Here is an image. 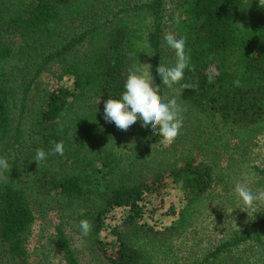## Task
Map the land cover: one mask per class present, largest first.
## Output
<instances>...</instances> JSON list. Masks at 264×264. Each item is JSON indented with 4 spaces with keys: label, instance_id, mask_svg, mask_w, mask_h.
Returning a JSON list of instances; mask_svg holds the SVG:
<instances>
[{
    "label": "trees",
    "instance_id": "16d2710c",
    "mask_svg": "<svg viewBox=\"0 0 264 264\" xmlns=\"http://www.w3.org/2000/svg\"><path fill=\"white\" fill-rule=\"evenodd\" d=\"M166 2L0 0V157L8 160L11 171L32 170L38 167L32 161L36 149L51 153L54 143L62 142L63 155L49 154L41 171L49 172L47 164L60 160V166L66 165L65 174L51 173L44 180L52 191L74 202L76 209L92 203L84 218L91 219L90 229L109 264L147 261L145 251L133 242L134 236L152 230L141 224L140 203L153 201L157 208L163 207L165 200L160 197L169 198L170 178L182 182L187 204L203 198L216 180L206 147L188 151L181 163L164 158L155 169L153 152L148 147L139 151V147L160 142L159 135L148 132L141 122L124 131L104 119L105 101L120 97L129 71L140 69L147 57L153 86L164 97L167 86L159 81L156 70L159 64L174 66L177 59L174 51L163 46ZM177 15L182 19L178 25L172 23V36L186 38L190 58L181 83L194 87L181 89L176 84L172 96L187 116L216 129L218 137L226 130L233 139L244 141L248 130L264 126V8L257 0H177L171 22ZM56 60H65V76L73 79V89L65 87L49 95L36 122L42 133L29 146L34 150L29 154L32 160L21 161L17 155L25 146L20 134L23 111L33 85ZM16 118L21 120L18 124ZM121 148H128V159L119 153ZM136 148L142 159L136 156ZM146 153L149 160L143 157ZM88 167L90 171L85 172ZM256 169L264 175V170ZM150 171L152 184L147 181ZM148 191L155 194L145 199ZM181 211L167 209L165 215L177 216L173 225L182 228L190 215ZM34 222L26 190L10 180L1 184V264L25 259ZM256 225L262 227L264 221ZM256 225L235 232L200 264H259V256L244 254L264 245ZM56 240L65 264H81L61 226L56 227Z\"/></svg>",
    "mask_w": 264,
    "mask_h": 264
},
{
    "label": "rangeland",
    "instance_id": "374dc122",
    "mask_svg": "<svg viewBox=\"0 0 264 264\" xmlns=\"http://www.w3.org/2000/svg\"><path fill=\"white\" fill-rule=\"evenodd\" d=\"M119 1L127 4L147 0ZM176 7L177 0H167L166 36L172 35L173 27L169 17ZM145 39L147 42V34ZM163 46H166L165 40ZM82 51L83 49L80 50ZM147 58L143 60L140 72L152 79L151 63ZM65 87L73 89V79L65 76V60L51 62L33 85L22 121L16 118V124L21 121V141L25 142L24 148L20 149L17 155L19 160L29 159V154L34 151L33 147L29 146L42 133L36 122L41 110L45 108L47 98L53 91ZM174 93V86L171 88L167 86L164 101L176 98L172 96ZM180 118L182 127L173 143L148 144L139 147V151L147 150L148 147V151L153 152L152 160H155L152 161V165L156 169L164 158L170 159L173 163H181L188 151L199 145L204 146L208 162L215 168L216 180L203 198L190 204L186 203L182 182L176 183L172 178L168 180L169 198L163 194L160 197L165 200L163 207L157 208L153 201L140 203L144 214L141 224L152 227V230L133 238L135 245L146 253L147 261L144 264H200L214 247L229 241L235 232L243 233L251 224L256 225L264 221V175L256 169L264 170V126L248 130L244 134L245 140L239 141L233 139L226 130L223 136L218 137L214 132L216 129L205 122H197L194 116L190 118L182 110ZM139 122L138 120L135 123V128ZM118 137L119 134L113 141L115 147L119 145ZM133 144V140H130V146ZM154 150L162 152V155H154ZM139 151L136 148L137 157L140 156ZM119 153L123 159L129 158L128 148L125 150L121 148ZM143 157H148L146 160L150 159L147 153ZM59 161L48 163L50 170L46 173L41 171L44 163H47L45 160L32 170L11 171L9 166L5 175L0 174V185L10 180L26 190L35 216V222L27 236L25 259L10 264H65L56 240L57 226H61L65 231L81 264H109L102 256L100 245L97 244L91 229L86 236L81 233L80 221L86 219L84 215L87 216L88 210L92 209V203L89 201L76 209L74 202L71 203L65 195L52 191L47 184L49 182L44 180L45 175L49 178L51 173H55L57 177L65 174L66 165L60 166ZM89 171L90 168H86L85 172ZM67 172L73 173V169L68 168ZM9 176L11 178L8 179ZM135 177L140 178L136 175ZM147 177L148 183L152 184L151 171ZM237 185L250 189L258 197L254 202V210L249 215L247 211H241L244 205L235 191ZM149 192L144 194L145 199L155 194V191ZM156 198L158 195L155 196L154 202ZM173 208L190 215V221L183 222L184 227L173 225L177 216L165 215L167 209ZM87 218L86 220L91 221L89 217ZM254 228L264 242V226L256 225ZM244 254L249 257L257 255L260 257L259 264H264V245L255 246V250H247Z\"/></svg>",
    "mask_w": 264,
    "mask_h": 264
},
{
    "label": "clouds",
    "instance_id": "9594fccd",
    "mask_svg": "<svg viewBox=\"0 0 264 264\" xmlns=\"http://www.w3.org/2000/svg\"><path fill=\"white\" fill-rule=\"evenodd\" d=\"M260 8H264V0H257ZM182 17H173L172 23L179 24ZM165 45L169 50L175 52L176 63L171 67H162L160 64L156 70V75L161 83L173 87L180 85L181 89L192 88L190 83H181L184 79L185 69L189 66V56L185 52L186 38L179 39L172 35L165 38ZM104 119L109 123H114L118 129L127 131L130 126L138 120L141 125L150 133H155L161 137L160 143L171 144L178 136L182 127L180 118L181 108L173 98L165 102L158 95L156 87L153 86L152 79L147 78L140 72L139 68L129 71L124 84V91L118 99L110 98L104 104ZM51 153L63 155L64 146L62 142L54 143ZM50 152L43 149H36L35 157L32 161L37 162L38 166L45 161ZM9 168L8 160L0 157V172ZM238 197L244 205L241 211H247L248 215L254 210V202L257 195L250 189L237 185L235 188ZM91 225L88 220L80 221V229L83 235H88Z\"/></svg>",
    "mask_w": 264,
    "mask_h": 264
}]
</instances>
